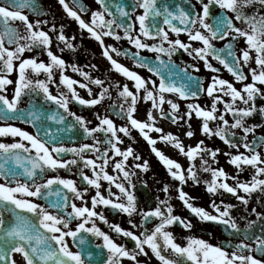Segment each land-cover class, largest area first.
<instances>
[{
  "label": "snow or ice",
  "instance_id": "6c2138e0",
  "mask_svg": "<svg viewBox=\"0 0 264 264\" xmlns=\"http://www.w3.org/2000/svg\"><path fill=\"white\" fill-rule=\"evenodd\" d=\"M198 2L201 5L199 11L190 0H176L174 3L166 0H131L128 4L120 0H96L99 8L91 10L83 0H72L75 7L69 6L66 0H59L67 15L77 21L90 38L99 42L102 55L109 61L112 71L132 82L130 88L128 83L121 84L119 81H109L106 85L105 79L93 77L54 53L53 38L49 32L56 33L57 47L61 53L65 48L75 51L76 46L72 43L75 36H66L63 25L57 28L52 23L49 30L45 31L42 26L48 25V20H29V16L24 13L25 9L38 17L47 14L39 0H0V120H22L37 129L33 134L16 126L0 125V137L20 138L11 143L0 142V180L3 181L0 182V261L3 264H122L124 258L134 264H141L138 257H148L147 250L152 252L160 264H264V259L253 255L256 253L264 257V227L261 228V234L253 230L258 221H264V212L252 208L257 219L247 220L246 217L232 214L231 210L235 205L225 204L223 200L219 203L212 200L210 206L215 213L213 214L196 206L192 202L195 197L184 190V185L189 180L196 185L203 183L205 191L213 196L226 192L244 206L248 205L253 193H264V153L260 151L264 147V136H253L249 141L248 134L254 133L256 126L245 124L246 118L257 110L264 114V107L257 109L255 103L258 96H264V90L260 87L264 86V14L247 11L255 4L264 8V0ZM213 8L219 9L218 14H213ZM89 12L90 19L86 21L81 13ZM15 21L21 22L23 30L13 24ZM182 33L187 35V41L180 39ZM170 34H175V38ZM105 37L129 41L137 49L132 53L136 65L147 68L159 78L158 81L145 79L115 59L113 54L127 57L129 52L115 45L105 44ZM241 40L243 46L238 47ZM215 41L226 43L217 47ZM60 44L64 47H59ZM33 50H36L37 55L24 56L25 52ZM139 50L156 53L157 63L153 64L147 57H141ZM181 50L194 61H203L204 66L214 73H218L220 69L211 63L210 58L222 65L235 81H248L250 75L251 82H245L241 89H237L229 80L214 76L207 87H204L200 78L191 74V71H199L195 64L176 65L173 61L172 57ZM40 54L47 55V63L38 60ZM68 67L73 72H78L83 77V82L67 76L65 70ZM90 67L95 69L96 65ZM162 68L167 70L166 74L161 71ZM245 68L248 69V74L245 73ZM54 70H59L60 75L57 94H53L49 88V84L55 82ZM14 71L17 73L15 81L8 78ZM41 73L45 75V79L39 78ZM13 84V95L9 99L5 93L7 86ZM89 84L99 87L95 96ZM76 86L86 89L92 98L84 99ZM62 87L66 91L61 90ZM113 88L116 90L115 99L110 91ZM201 92L211 98L207 108L198 103H188L187 110L178 115L180 105L169 99L167 103L170 111L165 112L163 109L165 94H176L183 100H195ZM39 95L55 105L56 110L41 113L35 109V105L26 109L18 107L23 96ZM224 97H231V100H225ZM141 99L151 101V110L147 112L145 120L138 119L135 115L138 100ZM105 100L112 101L107 111H114L124 119V125L117 126L109 115L101 116L97 113L98 124L89 127L90 121L69 108L70 102L95 106ZM238 101L243 106H237ZM218 105H223V111H220ZM227 114L232 115V122L225 118ZM157 115L161 119H171L174 124L180 120L185 121L188 125L185 136L188 138L195 135L191 130V123H188L195 115L201 121L200 131L203 135L218 137L229 148L236 150L235 154L225 152L224 155L229 157V163L238 170L249 166L252 170L251 179L243 181L238 178V173L236 176H229L223 168L213 167V164L218 163L217 155L221 151L219 148H209L203 140L197 141L194 146H185L178 136L171 132L165 133L161 127L156 126ZM68 116L73 117V122L67 121ZM45 120L64 127H57L53 131L43 124ZM217 121L219 123L210 127V122ZM77 128L82 129L85 137L93 139L94 143L66 146L59 134L72 133ZM132 129L139 131L152 146L153 153L166 167L170 177L178 182L173 189L184 207L200 221L223 225L228 234L226 239L213 244L203 238L188 237L186 245L178 243L169 230L171 226L178 224L190 230L192 223L175 214L174 206L170 203L172 197L168 184L161 188L165 198L157 197L155 207H137L132 191L135 188L132 177L137 175L136 170L148 172L149 163L136 155L132 146L124 149L119 146L123 144L119 134L131 139ZM232 129H242L244 135L236 140V133ZM150 132L160 135L153 138ZM96 133H100L103 138H97ZM158 140L171 144L185 156L189 161L187 168L157 149L155 145ZM241 147L243 152L240 151ZM88 153L94 154L95 158L89 157ZM69 154L72 158H65ZM115 157L121 159L117 160ZM129 157L142 162L129 166ZM197 158L200 161L199 168L196 166ZM110 161L117 175L106 171ZM73 166H76L83 188L78 187L73 179L59 175L47 176L50 170L71 171ZM84 168L90 169L92 175L84 172ZM201 172L207 173L208 178L202 179ZM229 179L234 184L230 185ZM101 180L109 182V197L115 195L111 192V185L114 184L126 197V203L117 202L120 197H116V200L106 198L100 191ZM117 180L122 182L118 183ZM88 186L96 189L95 195L91 197V207L84 201ZM64 190L72 193L71 200ZM32 198L47 203H36ZM75 200L82 203L77 205ZM97 205L110 206L129 217L133 214L140 217L139 224L129 220V224L133 229H138L139 234L119 225H110L116 234L134 242L132 249L117 243L96 225L93 218L108 223L106 217L95 210ZM241 219L247 222L241 225ZM74 220L80 222L72 228ZM90 222L91 227H86ZM83 233L102 238V243L95 245L102 251H85L81 247L87 242ZM66 237H71L73 244L80 250L73 251ZM233 238L238 242H234ZM15 254H19L20 261L14 258ZM100 255H106L103 262L97 259ZM150 260L151 257H148L144 264H148Z\"/></svg>",
  "mask_w": 264,
  "mask_h": 264
},
{
  "label": "flooded vegetation",
  "instance_id": "af4514ba",
  "mask_svg": "<svg viewBox=\"0 0 264 264\" xmlns=\"http://www.w3.org/2000/svg\"><path fill=\"white\" fill-rule=\"evenodd\" d=\"M66 2L69 3V6L74 7L70 0H66ZM84 4L88 6L91 10H95L99 8V5L96 3V0H84ZM168 3H174L176 0H166ZM183 2V0H181ZM206 2V0H205ZM191 4H194L196 9L199 11L201 10V5L198 2V0H190ZM43 4L46 8V15L42 17H34L31 16L28 12L24 11L26 15L29 16V20L35 21L37 19L42 20H48V25H43L45 31H48L51 24L55 23L57 25V28H59L60 25H63V31L64 34L68 37L75 36L76 39L73 40V44L76 46L75 51H70L67 48H65V55H63L59 48L57 47L58 41H56L55 45H52V51L56 53L57 55H60L68 64H75L79 68H81L83 71L89 72L93 77L99 76L102 79H105L106 85L109 81L116 82L119 81L121 84L125 83V77H123L121 74L116 73L112 71L109 61L103 57L102 55V48L99 42H97L95 39L90 38L89 34L86 30H82L78 24L77 21L72 19L67 15V13L64 11L63 7L59 4V0H43ZM142 11V10H138ZM249 13L252 12H259L264 14V8H261L259 4H255L249 9H247ZM213 14H218L219 9L213 8L212 9ZM90 12L87 13L86 17H82L86 21L90 19ZM134 18V16H133ZM211 22V21H209ZM178 23V22H177ZM14 25L19 26L21 30H23L22 24L19 21L13 22ZM121 34H122V30ZM173 38H175V34H170ZM105 44H111L115 45L118 48H121L125 51L130 52H136L137 49L134 48L133 45L130 44L129 41L126 39L116 41L111 37H105ZM180 39L182 41H187L188 37L186 34H181ZM151 43L152 41H148ZM217 47H222L226 41H215L214 42ZM243 46V41L241 40L238 47ZM59 47H64L63 44H60ZM140 55L152 58L155 60L156 53L148 51V50H139ZM64 52V51H63ZM37 55L36 50H33L32 52H25V57H31ZM114 58L117 59L120 63L126 65H129V67H138L136 63L129 58V56H115L113 54ZM167 59L166 57H164ZM173 61H175L176 65H192L195 64L196 67L199 68L198 72L191 71V74L194 76H197L200 78V80L203 82L204 87H207V85L210 83V80L214 76H219L222 79H227L230 82L234 84V86L237 89H241L243 83L245 82H251V76L249 75L248 81L245 82H237L235 81L234 77L223 68L222 65H220L216 60L211 59V63L217 68L220 69L218 73H214L211 70L207 69L204 66L203 61H194L191 57H189L186 53H184L182 50L180 52H177L175 56L172 57ZM38 60H43L44 62H48V57L46 54H40L38 56ZM91 65H96V68L93 69L90 67ZM101 69V71H99ZM145 69V68H144ZM147 70V69H146ZM163 70V68H162ZM30 71V70H29ZM148 71V70H147ZM152 77L150 79H154L158 81V77L155 76L153 73L149 72ZM245 73L248 74V69L245 68ZM65 74L75 80L82 81L83 77L79 75L78 72H73L71 67H68L65 70ZM17 73L14 71L12 72L8 78L12 79L13 81L16 80ZM40 79H45V75L43 73L40 74ZM54 83L49 84L50 91L53 94H57V85L60 84V75L59 70H54ZM259 86V85H258ZM77 87V91L84 99H89L92 97H89L88 92L86 89ZM89 87L93 90V96H95L99 92V87L95 85L89 84ZM130 88L132 86H129ZM262 87V90H264V86ZM13 85L7 86L6 95H8L9 99H11L13 95ZM61 90H65L63 87ZM113 95V99H115L116 90L110 89ZM165 112L170 111V105L167 103V100L171 99L174 102L178 103L180 105L178 115L183 114L187 110V104L188 103H198L203 107H208L211 101V98L206 95L205 92H201L198 99H189V100H183L180 99L176 94H165ZM225 100H231V97H224ZM31 101V103L29 102ZM145 100H138L137 103V112L135 113L136 117L141 120L147 119V112L149 109H151V103L150 105H145L143 103ZM42 95L29 97V96H23L21 98V103L18 105L21 109L29 108L30 105H40L41 103H45ZM112 103L111 100H105L101 104L95 105V106H84L80 105L77 102H70L69 108L71 111L75 112L77 115L83 116L87 121H90L89 127H94L98 124L97 120V113H99L101 116L103 115H109L115 122L117 126H121L125 124V120L121 117L117 116L114 111H107L108 105ZM256 107L257 109L264 107V96H258L256 98ZM44 108L48 106L49 109L56 108L53 104H44ZM237 106H243L240 104V102H237ZM250 106V105H249ZM218 108L220 111H223V105H218ZM62 110V109H61ZM63 112V110H62ZM226 119H228L230 122H232V115L227 114ZM68 121H73V117L68 116ZM188 123H191L192 125V131H194L195 135L192 138H188L185 136V132L188 130V125L185 123V121L180 120L177 123H173L171 119H161L157 115V121L156 126L161 127L165 133L171 132L174 135L178 136L179 139L184 143L185 146L192 145L194 146L197 141L203 140L205 145L209 148H219L221 151L217 155V164H213V167H220L223 168L229 176H236L237 173L239 174L238 178L243 181H248L251 179V173L252 170L249 166H243L241 170H238L235 166L231 165L229 163V157L224 155L225 152H232L235 154V149L229 148L223 141H221L218 137L215 136H205L200 131V119L196 118L195 115L193 116L192 120ZM215 123L217 122H210V127H214ZM246 126H256L254 133L248 134V139L251 141L253 136H264V114H262L260 111L254 112L250 117H247L245 120ZM0 125H12L19 127L23 130L28 131L29 133H35V129L32 124L25 123L22 120H9L4 121L0 120ZM236 133V140H239L240 137L244 135L242 129H232ZM65 136H61V139L64 141L65 145L68 147L72 146H79L84 143L92 144L94 143V140L91 138H86L85 135L78 137V136H72L69 135L68 132H65ZM153 138H157L160 134L155 132L149 133ZM97 138L102 139L100 133L95 134ZM121 135L123 139V144L119 145L122 149L128 147L129 145L134 148L135 154L142 157V160H147L149 163V171L148 172H142L140 170L137 171V175L132 177V182L135 184V188L132 190L133 194L136 197L137 207L138 208H144L148 209L150 206L155 207L157 203V197L160 199L165 198V193L161 191V188L164 184H168L170 188V194H171V201L170 203L174 206L175 214L181 216L182 218H185L187 220H190L192 223V228L185 229L181 227L180 225L176 224L171 226L169 229L172 231L174 237L176 238V241L178 243H181V245H186L188 242V237H198L203 238L205 240L210 241L211 243L215 244L217 242L223 241L228 237V234L224 231V226L221 224H217L214 222H203L200 221L199 218L196 216L190 214V212L184 207L183 203L178 199V195L173 189V186L178 184L177 181H174L170 175L168 174V171L166 167L159 161V159L155 156V154L152 151V146L149 145V143L143 138V136L139 133L138 130L132 129L131 130V139L129 137H124L123 134ZM19 137H11V136H5L0 137V142L4 143H11L16 140H19ZM27 143V142H25ZM103 147V146H101ZM155 147L161 151H163L167 156L170 158L178 161L181 163L182 166L187 168L189 161L188 159L181 155L179 151L174 148L171 144H166L162 141H157ZM240 151L243 152L244 149L241 147ZM262 153H264V147L260 149ZM91 158H95L94 154L88 153L87 154ZM109 155H112V153H109ZM67 159H71L72 156L69 154ZM115 159L119 160L120 157H115ZM142 161H134L132 157H129L128 165L131 166L135 163H140ZM100 163V161H98ZM211 163V161H210ZM199 158H197L196 166L199 168ZM81 167H83L81 165ZM84 172H86L89 176L92 175L90 169L84 168ZM106 171H108L109 174L117 175L113 171L112 162H109V166L106 168ZM59 175L63 178H69L76 181V184L78 187L83 188L84 184L80 179L79 174L76 172V166H73L71 171L65 170V169H59L57 171H49L47 173L48 177ZM122 176V174H119ZM202 179H207L208 174L207 173H200ZM0 182H3L0 180ZM117 182H122L121 180H117ZM125 183V186L128 187L127 183ZM228 183L234 184V181L229 179ZM55 188V186H54ZM109 182L101 180V193L106 198H111L113 200H116V197H120L119 201L117 202H125L126 203V197L123 196V194L120 193V190L115 187L114 184L111 185V192L115 195L109 197ZM184 190L190 194V196L195 197V199L192 201L196 206H200L205 208L207 211L215 214L213 212V209L210 206V201L215 200L217 203H219L221 200L224 201L225 204H232L235 205V207L231 210L232 214L237 217H246L247 220H256V215L252 213V208H256L258 212H264V193L261 192H255L249 197V203L247 206L242 205L234 196H232L229 193H223L217 194L213 196L212 194L205 191V185L201 183L200 185H196L192 183L190 180L189 182L184 185ZM67 195L69 196L70 200L72 199V193L67 192V190H64ZM96 189L92 186H88V191L84 195V201L87 202L88 206L91 207V197L95 195ZM241 195H244L243 192L240 193ZM34 202L40 203V204H46L47 202L44 200L32 198ZM55 199V197H53ZM75 203L77 205H80L82 202L80 200H75ZM71 209H69L70 211ZM97 212H101L107 219L108 223H104L103 221L99 220L98 218H93L95 220L96 225L104 232L108 233L110 236L113 237L114 240H116L117 243L124 244L127 248L132 249L134 247V242L131 241L129 238L123 237L122 235L116 234L112 229L110 228V225H119L124 229H129L137 234H139L138 229H133L131 224H129V220L131 219L134 223L139 224L140 217L138 215L133 214L132 217H129L126 213H123L119 210L113 209L110 206H103V205H97L96 209ZM49 211H52V209H49ZM79 220H74L71 224L72 228H75L76 224L79 223ZM247 221L244 219H241L239 223L241 225L245 224ZM86 227H91V222L86 225ZM264 227V221H258L257 224L254 226V231L257 234H261V228ZM209 233L211 235H209ZM83 235L86 237V244L82 245L81 247L85 250H91L94 253L101 252V249H97L95 247L96 244L102 243V238H97L91 233H83ZM68 242L69 247L73 251L80 250L75 244L72 242L71 237L65 238ZM234 242H238L235 238H233ZM147 250V249H146ZM106 252V250H103ZM148 251V257H151V260L148 261V264H160V261L155 258V256L152 254L150 250ZM253 255H256L258 259H264V257L259 256L256 253H253ZM148 257L145 256H139L138 260L141 261V264H144L145 261L148 260ZM15 259L17 261L21 260V257L19 254H15ZM98 260L103 262L106 259V255H100L97 257ZM122 264H134V262L128 260L127 258H124L122 261Z\"/></svg>",
  "mask_w": 264,
  "mask_h": 264
},
{
  "label": "water",
  "instance_id": "95a60500",
  "mask_svg": "<svg viewBox=\"0 0 264 264\" xmlns=\"http://www.w3.org/2000/svg\"><path fill=\"white\" fill-rule=\"evenodd\" d=\"M41 1H42V0H39V4H40V6L44 9V7H43ZM120 2L125 3V4H128V3H131V0H120ZM26 10H27V9H26ZM129 56L132 57V54L129 55ZM149 61H150L151 63H153V64L157 63V62L153 61L152 59H149ZM161 71H162V72H165V74H166V72H167V70H165V69H164V70L161 69ZM36 110H37V109H36ZM55 110H56V109H54V110L46 109L44 112H50V111H55ZM42 112H43V111H42ZM44 125H45V126H49V127H51L53 131H55V129H56L57 127H60V128H63V127H64V125H58V124H56L55 122H53V121H49V120H45ZM35 129H36V128H35ZM36 131H37V129H36ZM73 132H76L79 136H81V134H82L81 129H79V128L74 129ZM59 135H61V136H65L66 134H65V132H62V133H60ZM0 264H3V261H0Z\"/></svg>",
  "mask_w": 264,
  "mask_h": 264
},
{
  "label": "rangeland",
  "instance_id": "374dc122",
  "mask_svg": "<svg viewBox=\"0 0 264 264\" xmlns=\"http://www.w3.org/2000/svg\"><path fill=\"white\" fill-rule=\"evenodd\" d=\"M49 34L53 38L52 45H55L56 44V39H55L56 33L49 32ZM75 39H76V37H75ZM72 43H73V41H72ZM62 54L65 55V50H64V52H62ZM126 66L128 68H130L131 70H134V71L138 72L145 79H150V77H152V75L149 73V71H147L146 69H144L142 67H134L133 65H131L132 67H129V65H126ZM99 71H101V69ZM125 83H128L129 86H132V82L127 80V78H125ZM143 103L145 105H150L151 101H143Z\"/></svg>",
  "mask_w": 264,
  "mask_h": 264
}]
</instances>
